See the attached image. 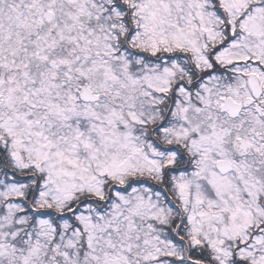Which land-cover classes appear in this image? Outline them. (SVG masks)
<instances>
[{"label": "snow or ice", "instance_id": "6c2138e0", "mask_svg": "<svg viewBox=\"0 0 264 264\" xmlns=\"http://www.w3.org/2000/svg\"><path fill=\"white\" fill-rule=\"evenodd\" d=\"M0 264H264V0H0Z\"/></svg>", "mask_w": 264, "mask_h": 264}]
</instances>
